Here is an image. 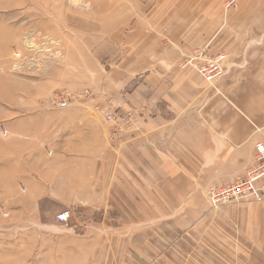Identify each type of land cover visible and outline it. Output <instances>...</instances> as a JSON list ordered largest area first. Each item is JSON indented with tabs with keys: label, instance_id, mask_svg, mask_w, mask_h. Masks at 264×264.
<instances>
[{
	"label": "crops",
	"instance_id": "crops-1",
	"mask_svg": "<svg viewBox=\"0 0 264 264\" xmlns=\"http://www.w3.org/2000/svg\"><path fill=\"white\" fill-rule=\"evenodd\" d=\"M224 1L155 0L113 40L120 61L99 95L131 124L109 139L100 97L76 114L57 195L84 207L67 231L46 226L43 264H264V202L207 201L264 144V0ZM196 47L225 55L214 84L183 67Z\"/></svg>",
	"mask_w": 264,
	"mask_h": 264
},
{
	"label": "rangeland",
	"instance_id": "rangeland-1",
	"mask_svg": "<svg viewBox=\"0 0 264 264\" xmlns=\"http://www.w3.org/2000/svg\"><path fill=\"white\" fill-rule=\"evenodd\" d=\"M154 2L0 0V264L45 263L46 226L76 225L84 204L57 195L55 157L88 99L100 97L93 112L109 139L127 128L105 121L103 111L116 110L99 94L120 61L113 40Z\"/></svg>",
	"mask_w": 264,
	"mask_h": 264
},
{
	"label": "built area",
	"instance_id": "built-area-1",
	"mask_svg": "<svg viewBox=\"0 0 264 264\" xmlns=\"http://www.w3.org/2000/svg\"><path fill=\"white\" fill-rule=\"evenodd\" d=\"M241 0H225L223 7L225 11L235 9ZM225 55L219 54L208 57L204 48L196 47L183 57V67L195 70L208 84H214L224 76L222 63ZM103 118L108 124L119 126H130L131 115H117L108 110L103 111ZM115 126V127H116ZM254 159L251 167L241 179L226 186L211 188L207 192L208 203L212 208L221 204L235 203H263L264 202V144L254 145ZM69 212L61 213L56 217L57 222L66 223Z\"/></svg>",
	"mask_w": 264,
	"mask_h": 264
},
{
	"label": "bare ground",
	"instance_id": "bare-ground-1",
	"mask_svg": "<svg viewBox=\"0 0 264 264\" xmlns=\"http://www.w3.org/2000/svg\"><path fill=\"white\" fill-rule=\"evenodd\" d=\"M94 16V15H93Z\"/></svg>",
	"mask_w": 264,
	"mask_h": 264
}]
</instances>
